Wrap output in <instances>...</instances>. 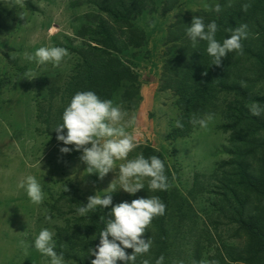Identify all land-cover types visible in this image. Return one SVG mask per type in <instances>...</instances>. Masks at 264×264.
Returning a JSON list of instances; mask_svg holds the SVG:
<instances>
[{
	"label": "trees",
	"instance_id": "obj_1",
	"mask_svg": "<svg viewBox=\"0 0 264 264\" xmlns=\"http://www.w3.org/2000/svg\"><path fill=\"white\" fill-rule=\"evenodd\" d=\"M94 1L91 2L96 3ZM178 2L165 0L164 12ZM26 4L34 10L30 1ZM155 4L156 0H116L112 3L107 0L98 5L110 20L102 17L97 27L83 28L80 34L89 39L84 47L76 49L81 63L75 74L65 83L61 93L59 87H52L48 104L38 107V118L50 135L56 136L52 130L61 122L62 112L76 92L91 90L101 99H111L122 87L126 88L125 99L140 95L138 75L118 53L124 48L140 46L138 40L144 33L131 23V19L143 13V6ZM216 4L221 7L219 13L213 10ZM215 5L207 11L179 16L169 30L168 40L176 42L177 52H171L166 61L161 81L163 90H170L177 97L176 119L183 127L175 126L167 137L177 140L191 135L199 126L191 122L194 116L223 117L222 129L229 133V145L225 150L230 157L218 164L219 171L223 172L224 187L216 194L223 198L220 202L223 205L213 203L212 212L220 214L228 210L229 224H236L228 230L231 233L229 241L239 238L242 245H226L221 243V235L216 237L208 227L199 229L198 214L191 198L195 200L197 193L202 196L212 193L208 189L211 184L203 185L205 180H200L201 174L195 175L193 186L183 193L173 186L174 172L159 152L152 146L139 147L146 158L156 155L164 161L169 187L166 191L152 192L145 178V189L135 196H113L115 204L156 195L166 206L164 214L155 216L145 230L143 238L152 241L150 252L138 256L135 264H143L145 259L156 264L161 255L165 258L164 264H264V114L253 116L250 112L253 103L264 109V0H215ZM193 16L204 17L205 23L214 20L218 25L216 38L220 41L230 35L228 29L247 25L242 49L230 52L219 65H213V58L206 51L207 42L193 46L185 34L184 24L190 25ZM2 20L0 16V22ZM8 21L4 20L6 26L0 23V33L15 29ZM118 32L124 39H117ZM59 94L62 105L55 103ZM65 203L73 215L63 220L64 226L58 227L55 250L63 253L64 259L72 264H91L94 257H89V251L99 243L98 236L105 227L108 209L79 216L76 208L83 200L74 191L63 193L54 208L60 211L58 205ZM215 225L217 228V221ZM215 244L218 247L210 251ZM132 251L126 249L128 254ZM117 264L123 262L117 261Z\"/></svg>",
	"mask_w": 264,
	"mask_h": 264
},
{
	"label": "rangeland",
	"instance_id": "obj_2",
	"mask_svg": "<svg viewBox=\"0 0 264 264\" xmlns=\"http://www.w3.org/2000/svg\"><path fill=\"white\" fill-rule=\"evenodd\" d=\"M26 1L34 10L27 7ZM91 1L94 0H0V16L5 21L13 18L9 21L15 27L10 33H0V264H50V259L32 248L31 243L42 228L54 232L55 243L58 227L72 217L69 205H58V211L54 208L56 201L63 193L74 191L86 204L88 196L105 191L117 178L115 172L102 180L96 174L86 176L77 152L58 162L61 145L38 118V107L48 104L51 88L57 86L61 93L81 63L76 49L84 47L89 37L80 32L84 27H97L102 17L109 19L98 6L107 0ZM165 4V0H156L155 5L143 6L138 17L133 15L131 23L144 36L138 40L139 47L131 46L118 53L140 80L139 96L125 99L126 88L121 87L111 97L127 113L122 123L136 138L137 148L128 158L141 153L139 147H154L174 172L173 186L183 193L191 189L195 175L201 174L200 180H205L203 185L211 184L208 189L212 193H197L195 200L191 198L199 229L208 227L216 237L221 235L219 239L226 245H242L239 238L229 241L228 230L236 224H229L228 210L212 212V204H221L223 199L216 194L224 187L218 164L230 157L225 150L229 133L222 129L223 117L213 115L207 128L198 126L187 137H167L176 126L179 111L177 97L172 91L163 90L161 81L166 61L171 52H177L176 42L168 40L169 30L179 16L207 11L215 0H179L174 8L164 12ZM117 39H124L120 32ZM41 46L64 47L68 56L59 66L29 62L25 53H34ZM149 71L155 75L154 86L146 83ZM57 97L55 103L62 105L61 94ZM122 162L118 161L117 167ZM28 175L35 176L43 186L44 199L40 204L31 203L19 187ZM113 183L117 190L112 196L127 194L119 189L118 181ZM65 264L72 263L65 260Z\"/></svg>",
	"mask_w": 264,
	"mask_h": 264
},
{
	"label": "clouds",
	"instance_id": "obj_3",
	"mask_svg": "<svg viewBox=\"0 0 264 264\" xmlns=\"http://www.w3.org/2000/svg\"><path fill=\"white\" fill-rule=\"evenodd\" d=\"M213 10L219 13L220 5L216 4ZM184 25L185 34L193 46L201 41L207 42L206 51L213 58V65H219L230 52L241 50V41L247 36V25L242 24L235 29H228L230 35L222 41L217 40V23L214 20L205 23L202 16H193L190 25ZM67 56V49L60 46H41L34 53H25L29 62L38 65L51 63L59 66ZM250 112L253 116H260L264 114V109L253 103ZM126 115L119 104L111 99H101L94 91L76 92L64 108L61 122L52 130L61 145L58 148V162H63L64 157L77 152L80 153V164L85 166L82 173H86V176L96 174L102 180L110 172H115L117 178L114 181H118L119 189L130 196L145 189V178H148L150 191H166L169 187L168 177L165 175V163L160 157L153 155L146 158L139 153L135 158H128L129 153L137 148V143L136 138L126 130V124L122 123ZM213 118L212 114L204 118L194 116L191 122L207 128ZM176 126L183 127L180 120L176 121ZM118 161L123 162L117 167ZM113 182L105 191L88 196L87 203L76 208V213L81 217L91 211L99 209L105 212L108 209L105 227L98 236L99 243L89 251V257H94L91 264H117V261L135 264L137 257L148 254L152 247L151 239L143 238L145 230L155 216L165 212V204L156 195L114 204L112 193L117 189ZM19 187L33 204H40L44 199L43 186L33 175H28ZM31 247L49 258L50 264H65L63 253L55 250L54 232L49 228H42L38 232ZM126 249L133 251L128 254ZM164 260L161 255L156 264H164ZM143 264L150 262L145 259Z\"/></svg>",
	"mask_w": 264,
	"mask_h": 264
},
{
	"label": "crops",
	"instance_id": "obj_4",
	"mask_svg": "<svg viewBox=\"0 0 264 264\" xmlns=\"http://www.w3.org/2000/svg\"><path fill=\"white\" fill-rule=\"evenodd\" d=\"M151 74V76H148V75H150ZM154 73L152 72H148V75H146L147 77H146V83L147 84H150L151 86H154L156 83H155V75H153ZM142 110V109H141Z\"/></svg>",
	"mask_w": 264,
	"mask_h": 264
}]
</instances>
